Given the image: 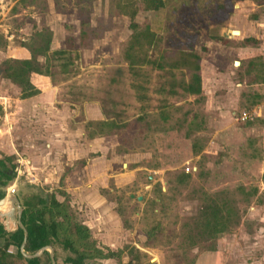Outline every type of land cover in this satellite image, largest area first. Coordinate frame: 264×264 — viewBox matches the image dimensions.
Returning a JSON list of instances; mask_svg holds the SVG:
<instances>
[{
	"label": "rangeland",
	"instance_id": "1",
	"mask_svg": "<svg viewBox=\"0 0 264 264\" xmlns=\"http://www.w3.org/2000/svg\"><path fill=\"white\" fill-rule=\"evenodd\" d=\"M233 2L162 0L152 10L144 0H0L1 52L13 48L14 58L29 53L30 42L42 45L39 30L49 34L47 57L67 47L60 60L45 62L47 74L32 79L56 119L64 107L71 129L81 127L87 138L106 136L93 145L92 166L119 177L104 194L118 204L127 226L116 236L125 251L122 263L264 264V128L255 122L251 101L257 99L244 70L255 50L241 49V36L232 33L238 29ZM131 9L137 27L158 39L138 54L163 66L178 50L199 56L200 94L182 90L190 75L185 69H158L136 56L128 66ZM81 19L94 29L84 46L77 39ZM3 91L13 108L14 91ZM99 120L107 123L101 131ZM130 192L140 200L129 201ZM213 206L220 214L202 218ZM219 217L223 226L213 232Z\"/></svg>",
	"mask_w": 264,
	"mask_h": 264
},
{
	"label": "crops",
	"instance_id": "2",
	"mask_svg": "<svg viewBox=\"0 0 264 264\" xmlns=\"http://www.w3.org/2000/svg\"><path fill=\"white\" fill-rule=\"evenodd\" d=\"M245 6L248 8H244ZM232 7L234 9L233 15H238V18L234 21L235 26L238 28L236 35L241 36L240 39L244 42L240 45L241 49L255 50L254 55L252 56L253 53H251V57L244 61V70L246 73L251 74L250 85L253 86L254 95L257 99L251 101L255 122L262 123L259 125L264 128V0H234ZM242 16H245V18ZM248 17L250 18L248 19ZM233 31L232 33L235 34ZM14 47L16 48V46ZM19 47V50L22 51V47ZM13 52V48L4 52L5 54L0 50V61L3 58H14L11 57ZM29 56V53L23 51L22 57L14 59L29 58ZM241 62L243 61L239 60L235 64L239 66ZM36 75L39 74L31 73L30 81L38 92L21 98L19 88L8 79L1 77L0 72V97H5L6 101L4 106H0L3 116L2 120L0 116V150L2 148L8 151L6 154L0 153V157L13 155L11 161L13 173L17 167V155L24 157L26 162V165L21 166L23 174L16 176L14 173L9 182V185H14V193L7 194L9 185L0 187V190L4 191L6 196H16L21 211L22 201L34 190L41 193H53L58 202L65 200L77 220L88 228L90 235L96 241L97 247L104 251L105 249L114 252L120 250V254H122L125 251L118 249L121 246L117 244L119 241L117 238L119 235H124V227L127 226L123 224L119 211L120 207H117L118 204L113 203L111 198L104 194L106 191L113 192L111 178H114L113 181L115 182L113 184L117 183L119 185L120 181L117 180L119 177L114 171L109 173L106 166H102L103 169L101 168L104 175L99 172L101 169L96 170L92 166V163L96 162L94 159L97 157V155L92 154L95 151L92 149L93 145L96 144L98 138L106 136L96 137L92 135L87 138L81 127L74 126L71 129L67 124L69 121L65 116L68 114L67 111L65 112L64 107L61 109L60 116L57 117L59 119H56V116L54 117L52 111L46 106L45 101L41 100L43 90L35 85L32 79ZM3 89L14 91L15 98H12V100L15 103L13 108L9 107L7 97L3 96V93H6ZM7 108L11 109L7 110ZM260 126H256V129H260ZM17 146H21L20 154H12V150L14 151ZM262 147L264 148V145ZM89 154L90 158H88ZM82 160L86 164L84 167H80ZM101 177L102 180L107 179V182L103 183L99 180ZM18 185L22 186L23 191H19ZM25 190L29 191L24 193ZM127 196L129 201H133V198L136 201L140 200V198H137L140 197L139 195L132 197L133 193L131 192ZM10 206L11 204L8 202L0 206V213L7 211ZM18 228L15 213L8 219H0V247L3 244V238H8L15 244L13 238L20 235ZM127 231V235L131 233L129 229ZM13 244L9 245L8 251L15 254L17 247ZM49 247L51 250L44 249L48 252L49 260L51 253L54 264H63L64 252L59 247ZM110 259L115 261L114 264H126L115 258L98 259L97 261H108ZM17 261H22L24 264L22 259L13 257V264H17Z\"/></svg>",
	"mask_w": 264,
	"mask_h": 264
},
{
	"label": "trees",
	"instance_id": "3",
	"mask_svg": "<svg viewBox=\"0 0 264 264\" xmlns=\"http://www.w3.org/2000/svg\"><path fill=\"white\" fill-rule=\"evenodd\" d=\"M163 5L162 0H144L143 7L145 9H158ZM130 17L129 28L132 30L128 44L124 53L125 61L131 68L137 61L134 59L140 57L138 62H149L152 65L153 60L146 59L147 55L138 54L142 46L154 47L157 42L156 35L149 29H139L133 21L135 10L131 9L127 13ZM92 27H89L87 20L81 19L79 22V33L77 36L78 42L84 46L85 41L93 38L91 35ZM36 35L41 37L42 45L37 47L26 46L29 51V58L13 59L4 58L0 63L1 77L8 79L15 84L20 91V97L34 95L38 90L30 81V74H47L46 61L49 59L60 60L62 55L66 52L64 47L62 49H55L51 52V56L47 57L49 51V35L47 32L41 33V30L36 31ZM69 48V47H68ZM135 54V55H134ZM164 55V53H163ZM38 57H43V64L40 63ZM47 57V58H46ZM165 56H163L164 58ZM199 56L193 51H176L174 58L168 59L164 66L168 68H181L190 72L189 79L182 81V90L187 94L198 95L201 93L200 76H199ZM155 67L163 69L164 66L160 63H155ZM106 121H97L98 130L106 125ZM13 155H3L0 157V187H5L7 183L13 178V164L11 163ZM8 164V165H7ZM4 195V191L0 190V198ZM22 211L20 220L26 230V237L24 243V251L32 254L42 246H51L53 248L59 247L64 255L62 257L63 264H91L98 259L115 258L118 259L120 250L105 251L96 246V241L90 235L87 227L82 225L68 204L63 200L58 202L53 193L31 192L22 201ZM202 215V218L210 217L211 214L218 216L220 211L217 206L209 207ZM210 212V213H209ZM216 212V213H215ZM210 215V216H209ZM222 217V216H221ZM221 217L217 221H212L213 232L220 231ZM223 218V217H222ZM207 220V218H206ZM203 225L206 223L203 219ZM20 235L13 238L11 242L8 238H3V244L0 247V264H13V257L22 259L24 264H50L49 255L47 251H43L41 255L31 258H24L18 251V245L21 242V229L18 228ZM148 235V234H147ZM150 235V233H149ZM17 247L15 254L8 251L9 245ZM96 263V262H95Z\"/></svg>",
	"mask_w": 264,
	"mask_h": 264
},
{
	"label": "water",
	"instance_id": "4",
	"mask_svg": "<svg viewBox=\"0 0 264 264\" xmlns=\"http://www.w3.org/2000/svg\"><path fill=\"white\" fill-rule=\"evenodd\" d=\"M138 199L140 197H137ZM8 202L11 204L10 208L5 211V212H2L0 213V219H8L10 218L11 216L16 215V222L19 226V228L22 230V239H21V242L19 243V252L20 254L24 257V258H31V257H36L38 256L44 249H49L51 250V248L49 246H42L40 247L37 251H35L34 253L32 254H26L24 251H23V246H24V243H25V236H26V230L24 229L23 225L21 224L20 222V213H21V206L19 205V202L16 198V196L14 195H9V196H6L4 195L2 198H0V205L3 204V202ZM50 261H51V264H54L53 262V257H52V254L50 253Z\"/></svg>",
	"mask_w": 264,
	"mask_h": 264
},
{
	"label": "built area",
	"instance_id": "5",
	"mask_svg": "<svg viewBox=\"0 0 264 264\" xmlns=\"http://www.w3.org/2000/svg\"><path fill=\"white\" fill-rule=\"evenodd\" d=\"M6 103L5 97H0V106H4ZM246 117V114L244 112L240 113V118L244 119ZM17 167L14 170V173L16 176L23 174L21 166L26 165L25 159L22 156L17 155L16 159ZM185 171H188V167H185ZM15 191L14 185L10 184L7 187V194H13Z\"/></svg>",
	"mask_w": 264,
	"mask_h": 264
},
{
	"label": "bare ground",
	"instance_id": "6",
	"mask_svg": "<svg viewBox=\"0 0 264 264\" xmlns=\"http://www.w3.org/2000/svg\"><path fill=\"white\" fill-rule=\"evenodd\" d=\"M233 32H236V33H238V31H237V30H234ZM5 203H6V201H5V202H3V204H5ZM3 204H2V205H3ZM2 205H0V206H2Z\"/></svg>",
	"mask_w": 264,
	"mask_h": 264
}]
</instances>
